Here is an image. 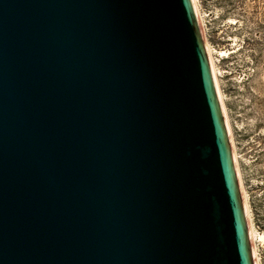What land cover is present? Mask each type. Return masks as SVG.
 <instances>
[{"label":"water","instance_id":"1","mask_svg":"<svg viewBox=\"0 0 264 264\" xmlns=\"http://www.w3.org/2000/svg\"><path fill=\"white\" fill-rule=\"evenodd\" d=\"M0 264H255L192 0H0Z\"/></svg>","mask_w":264,"mask_h":264},{"label":"rangeland","instance_id":"2","mask_svg":"<svg viewBox=\"0 0 264 264\" xmlns=\"http://www.w3.org/2000/svg\"><path fill=\"white\" fill-rule=\"evenodd\" d=\"M264 264V0H195Z\"/></svg>","mask_w":264,"mask_h":264},{"label":"bare ground","instance_id":"3","mask_svg":"<svg viewBox=\"0 0 264 264\" xmlns=\"http://www.w3.org/2000/svg\"><path fill=\"white\" fill-rule=\"evenodd\" d=\"M192 2H193V5H194V8H195L196 15H197V18H198V21H199V25H200V28H201V32H202V35H203V38H204L203 27H202V24H201V17L199 15L198 10H197L196 4H195V0H192ZM205 46H206L207 55H208V58H209V62H210V67H211V70H212V74H213V77H214V81H215V84H216L217 92H218V95H219V99L221 101V105H222V108H223V113H224V116H225V122H226V125H227V129H228V133H229V137H230V142H231V147H232V151H233V157H234L235 166H236V170H237V176H238V180H239L240 187H241L243 201H244V204H245L246 203L245 196H244V193L245 192H244L243 186L241 184V178H240V175H239V169H238V165H237L238 163H237V159H236V155H235V151H234V147H233V140H232V136H231V130L229 128L227 114L225 112L224 105H223V101H222V98H221V95H220V91H219V87H218V84H217V78H216V73H215L213 61H212V58H211V55H210V52H209V49H208L206 43H205ZM245 210H246V214H247L246 204H245ZM247 220H248V224H249V235H250L251 244H252L253 257H254L255 264H257V257L255 255V245H254V240H253V231L251 229V224H250V221H249L248 214H247ZM262 237L264 238V233H263Z\"/></svg>","mask_w":264,"mask_h":264}]
</instances>
